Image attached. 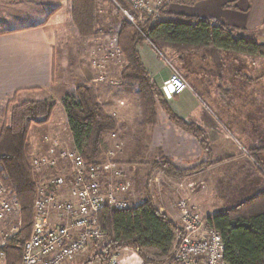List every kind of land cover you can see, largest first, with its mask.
<instances>
[{"label": "crops", "instance_id": "obj_1", "mask_svg": "<svg viewBox=\"0 0 264 264\" xmlns=\"http://www.w3.org/2000/svg\"><path fill=\"white\" fill-rule=\"evenodd\" d=\"M72 1L0 0V108L9 101L21 104L23 101L54 97H58L54 98L57 105L61 103L62 98L56 96L55 91L60 49L72 43L80 47L81 42H93L102 38L101 34L90 40L79 36L72 22ZM200 1L197 0L191 7L198 8L200 16L237 29L241 37L256 38V42L264 39V0ZM182 7L185 6H169L173 12L187 14L180 12ZM5 21L14 23L5 25ZM140 54L153 81L161 88L172 74V68L160 58L161 53L149 41L141 45ZM262 72L253 68L252 74L256 78H251L244 70L242 74L247 80L243 78L237 85V92L226 88L225 93L231 98L230 102L227 99L217 100L215 93L214 105L205 100L203 106L194 89L200 87V83L206 90L208 83L201 77L195 81V86L191 84L192 89L168 101L178 117L193 121L205 132L208 148L210 147L207 153L193 134L176 125L161 108L157 111L153 126H141V111L136 91L131 86L123 83L110 86L93 80V87L97 89L99 101L105 110L111 108L117 114L119 124H135V128L131 127V133L126 129L120 130V136L124 139L131 136L136 146L142 145L145 150L140 153V157H144L141 160L143 163L150 156H157L158 160L164 157L178 171L189 170L199 163L200 169L205 170V180L209 188L211 185L213 187L209 201L205 205L198 203L207 218L231 211L264 192V84L260 82ZM234 73L240 75L239 71ZM41 96L43 98L40 99ZM216 107L219 110L222 108L221 116ZM62 109V120L55 119L54 112L50 122L41 126L48 128V131L44 134L38 133L33 139L32 146L36 153L47 149L44 141L46 137L55 138L59 129L66 128L67 115L64 108ZM126 143L123 142L124 153H116L118 163L124 170L139 171L140 165L131 161L135 146H130L128 150ZM238 143L244 148L254 150L255 155H242ZM142 167L148 169L149 166Z\"/></svg>", "mask_w": 264, "mask_h": 264}, {"label": "trees", "instance_id": "obj_2", "mask_svg": "<svg viewBox=\"0 0 264 264\" xmlns=\"http://www.w3.org/2000/svg\"><path fill=\"white\" fill-rule=\"evenodd\" d=\"M113 1L136 21H122L117 36L126 59L120 84L135 89L141 126H153L161 108L176 125L193 134L206 153L209 152L201 128L193 121L181 119L170 108L161 88L143 64L141 45L149 41L162 55L172 51L186 56L212 48L264 56V44L241 37L237 29L212 18L177 13L169 8L171 4L193 7L197 0H171L157 13L145 14L142 20L127 0ZM72 20L83 39L98 36L97 0H73ZM61 103L67 115L72 148L88 166L101 164L105 159L104 151H108L105 141L118 129L117 119L105 110L97 89L87 83L76 84L75 93L64 97ZM56 108L57 103L52 99L21 104L9 101L0 108V178L8 189L16 192L23 219L21 232L10 239L4 249L5 264H22L24 245L34 222L36 183L29 135L33 126L48 124ZM157 167L168 177L181 176L164 157L157 162ZM206 221L208 227L222 234L227 262L264 264V192L231 211L209 216ZM99 226L108 236V249L132 248L141 260L153 264L172 261L184 235L183 230L162 214L151 200H141L122 211L105 209L99 214Z\"/></svg>", "mask_w": 264, "mask_h": 264}, {"label": "built area", "instance_id": "obj_3", "mask_svg": "<svg viewBox=\"0 0 264 264\" xmlns=\"http://www.w3.org/2000/svg\"><path fill=\"white\" fill-rule=\"evenodd\" d=\"M127 1L139 14V20H142L145 14L157 13L171 0ZM124 14L130 22H136L129 12L124 11ZM124 58L117 39L109 37L104 42L97 40L88 57L90 67L99 75L95 82L111 86L120 84L110 66L124 61ZM188 90V81L175 69L161 87L168 101ZM57 147L58 156H53L55 150L52 149L47 157L37 159L32 164L33 171L39 173L43 167L56 169L59 161L66 160L69 162L66 165L69 170L68 173L56 175L44 183H37L33 231L24 245L22 264H76L79 257L87 252L91 253L94 248L102 249H99L98 254L89 256L82 264H121L122 253L107 248L106 234L99 226L101 211H122L131 207L120 196V193L128 190V186L125 182L120 184L117 178L108 174L115 172L122 175L121 171L112 162L113 159L100 166H88L79 152L66 151V148L59 145ZM112 180L117 181V184ZM65 185L72 186H69L68 197L62 194ZM112 186L117 188L116 191ZM178 207L184 235L174 259L164 264H231L225 260V245L221 233L208 227L206 220L188 209L186 203L182 202ZM19 209L18 198L12 195L0 178V228L4 224L7 226L12 219L10 217L17 215ZM14 225L9 231L0 234V264H5L4 249L7 242L20 231L22 220L18 218ZM138 264L153 263L141 261Z\"/></svg>", "mask_w": 264, "mask_h": 264}, {"label": "rangeland", "instance_id": "obj_4", "mask_svg": "<svg viewBox=\"0 0 264 264\" xmlns=\"http://www.w3.org/2000/svg\"><path fill=\"white\" fill-rule=\"evenodd\" d=\"M201 1H204V0H201ZM197 9L196 7L195 8L182 7L180 9V12H184L190 15L192 14L199 15L198 14L199 12ZM71 14H72V10H71ZM125 19H128V18L124 14V11H122L121 8L115 3V1L97 0L96 29L99 35L100 34L102 35V38L99 41L101 42L107 41L109 37L118 40L117 31H118L120 24ZM10 22H13V21H10ZM10 22L5 21V25H9ZM16 22H20V21L16 20ZM254 39L252 40L254 41ZM259 40L261 42H258V43L264 44V39H259ZM96 42H97L96 40H94L93 42H83V43L81 42L80 43L81 49L79 46L76 47L73 43L70 45H67V47H63L62 49H60L61 51H59V67L57 69V82H56V88H55V91L57 93L56 96H59L60 98L63 99L64 97L68 95H73L75 93V85L78 83H81V84L87 83L90 86L94 85L93 80L98 79L99 75L98 73L95 72V70L92 67H90L88 57H89L90 51L93 49V46ZM160 58L164 60V62L168 64L170 68H172V71L173 69H175L182 74V76L188 81L190 85V89H192L191 84L195 86L194 85L195 81H198L200 77L204 78L205 79L204 81H207L208 85H207L206 90H204L205 86L200 85V83H199L200 87L198 88L201 90H199L197 87L194 88L197 91L199 98L202 100L203 106L205 105V100L211 103L212 105H214L213 102L215 98L219 101L227 99V101L230 102L231 98H228V95L225 93L226 88L227 87L232 88V91L237 92V85L240 84L244 78L242 74L244 70L245 72H247L246 73L247 76H251V78H256L252 74L253 68H256L257 71L262 70L263 77L260 80V82L261 84H264V56H259V55L251 56V55L236 54L232 52H227V51L224 52L221 50L211 48L204 52L193 53V54H189L186 56L177 55L176 53L172 51H167V53L160 55ZM125 66H126L125 58H124V61L123 60L121 62L119 61L117 64L114 63L110 66V68H112V70L114 71V75L117 77L118 81L121 80V73L123 72ZM234 71H239L240 75L242 76H240L239 74L238 75L235 74ZM244 79L247 80L246 76ZM197 84L198 82L196 83V85ZM202 84H204V82ZM106 85H109V84H106ZM202 86H204V88ZM215 93H216V96H215ZM41 98L43 97L41 96L40 99ZM54 98L58 99V97H54ZM54 98L53 99L49 98V99H52L53 101L56 102ZM62 108L63 107L61 103L57 105V108L54 114L55 116L54 118L55 119L57 118L59 121H61L63 118ZM216 110L220 116L221 114H223L222 108L219 110L216 107ZM106 111L108 113H111V115L114 118H116L117 114L115 112H112L111 108H108ZM139 118H141V114L139 115ZM130 124L131 125H125L124 123L119 124V121H118V129L115 132H113L105 141L106 142L105 144L108 147V151H104L105 159L101 164L97 165V166H100V165H103L104 163L106 164V161L113 159L112 162H114L118 166L119 170L121 171L120 174L122 175H119L115 172L108 173V174L113 175L114 178H117L120 184L125 182V184L128 186V190L124 192L121 191L122 193H120V196L126 199L130 203L131 207L141 200L153 201L155 207H157L159 211L160 209H163L164 212H162V214L167 215L169 219L175 222L181 229H182L183 223L180 222L181 211L178 205L182 202L188 205L187 207L188 209L195 211L197 214L201 216V218H204L205 215L200 210L198 203L205 205L213 194L212 185L209 188V184L205 180V170L200 169L201 167L198 163L197 165H195L193 168L189 170L180 171L179 173L181 176L176 177V178H171L165 175V173L157 167V162L160 160V159L158 160L157 156H150L148 157L146 162L143 163L141 160L144 159V157H140V153L144 152L145 150L144 148H142V145L140 144L136 146L135 142L132 141L131 136H128L127 139L126 138L124 139L123 137L120 136L121 135L120 130L126 129L128 133H131V127L135 128L134 127L135 124L133 122ZM140 124H141V120H140ZM2 126L3 124L1 125V127ZM46 130L48 131V128L44 129L41 126H33L30 132V135H29V137L31 138V143H33V139L37 136L38 133L44 134ZM202 132L206 139L205 132L203 130ZM55 134H58V135H55L56 136L55 138L48 136L44 140L47 145L46 146L47 149H44V151H40L39 153L38 152L36 153V149L33 148V152H34L33 162L37 159H42L44 157H47L50 154L52 149L55 150V154H53V156L54 155L58 156L57 154L58 145L66 148V151L78 152L77 150L72 148L73 147L72 139H71L69 130H67V126L66 128L62 127V129H59L58 133H55ZM114 134L115 136H113ZM122 138H123V142L125 143L127 142L126 147L128 150L130 146L131 147L135 146V150L133 151V154L131 155L133 158L131 161H136L134 164L140 165L141 168H139V171H136L137 169H134V171L133 170L127 171V170H124L125 169L124 167L122 169L121 166L119 165L118 160H117L118 159L117 155L121 154L122 152L124 153V149H125L124 147L125 145L122 142ZM238 147L242 155H244L245 157H251L252 155H255L254 150L252 149L249 150L248 148H244L240 143H238ZM262 148H264V145L262 146ZM203 159H204V156H203ZM67 162L68 161L66 160L59 161L58 162L59 164L56 169H50L47 167H43L39 171V173H35L33 171L35 174L33 177L36 183V198H37V183L39 181H41V183H44L56 175L60 176L64 173H68L69 168H66V165H68L69 162L68 163ZM142 166H149V167L147 169V168H143ZM136 176H137V179L135 178ZM114 182L117 184V181H114ZM125 184H122V186H126ZM108 185H109V181H108ZM69 186L70 185H65V187L63 188L62 194L65 197H68L70 193L69 188L70 187L72 188V186L70 187ZM112 189L116 191L117 188L115 189V187L112 186ZM9 190H11L13 196L15 195V197H18L16 192L13 189H9ZM34 207H35V203H34ZM14 216L10 217L12 219L10 220L7 226L6 224L2 225V227L0 228L1 235H2V232H7L12 226L14 227L15 226L14 224L16 223L18 218L22 220V225L20 227V231L14 237H16L21 232L22 227H23L21 209H19L17 215H14ZM204 220H206V217L204 218ZM32 231H33V227L31 229L30 236L32 235ZM105 245H108L107 235H106ZM99 249H102V248H99ZM99 249L94 248L91 251V253L87 252L84 256L79 257L76 261V264H82L84 261H86V259L89 256L98 254ZM118 251L122 253L121 264H138L141 261H143L138 256L137 251L132 248L126 247ZM22 259H23V255H22Z\"/></svg>", "mask_w": 264, "mask_h": 264}]
</instances>
